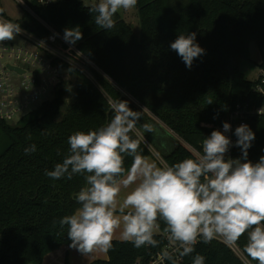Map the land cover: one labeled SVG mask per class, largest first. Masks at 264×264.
<instances>
[{
	"label": "trees",
	"instance_id": "1",
	"mask_svg": "<svg viewBox=\"0 0 264 264\" xmlns=\"http://www.w3.org/2000/svg\"><path fill=\"white\" fill-rule=\"evenodd\" d=\"M30 3L63 35L66 28H79L83 38L73 45L80 54L68 45L64 49L87 66L94 79L58 59L71 76L84 79L75 97L67 102L70 87L62 85L17 123L0 120L7 139L0 152V264H41L48 253L71 243L67 226L61 229L58 221L79 207L74 197L86 183L84 176L53 180L45 175L69 154V135L106 124L111 103L122 100L134 111L145 109L137 128L153 125L156 118L177 136L163 154L168 165L192 158V148H202L203 139L226 120L237 102L257 99L255 80L245 76L241 62L250 59L253 42L264 53V0H138L140 29L118 12L115 27L108 30L95 24L92 5L82 0H57L49 6ZM0 14L5 16L1 6ZM21 19L16 22L42 40L48 38L49 30L37 19L27 13ZM191 32L205 53L188 69L170 44ZM125 88L127 94L121 98ZM258 99L264 103V98ZM248 126L255 133L248 159L258 162L264 156V119H250ZM130 135L137 138L136 133ZM31 144L36 151L26 155L24 149ZM138 151L146 157L152 154L142 139ZM131 164L132 157L126 156L125 169ZM159 224L154 236L158 247L136 248L113 239L109 258L91 264H147L171 244L163 221ZM246 243L247 233L236 242L243 258L220 238L207 244L198 239L195 251L179 264H193L196 254L206 258L205 264H258L244 251Z\"/></svg>",
	"mask_w": 264,
	"mask_h": 264
},
{
	"label": "clouds",
	"instance_id": "2",
	"mask_svg": "<svg viewBox=\"0 0 264 264\" xmlns=\"http://www.w3.org/2000/svg\"><path fill=\"white\" fill-rule=\"evenodd\" d=\"M137 2L97 0L89 10L95 13V24L108 30L115 27L118 11L134 9ZM22 31L19 24L0 18V42L11 41ZM82 38L79 28L64 30L63 39L70 44ZM170 48L188 69L205 53L195 32L178 35ZM144 111H134L127 101L112 102L107 123L69 135V154L53 170H45L53 180H71L79 174L86 182L74 197L79 207L58 221L61 229L67 226L70 247L82 253L108 251L117 230L123 241L136 248L158 247L160 241L154 236L159 221H163L167 238L174 245L162 253L170 264H179L180 258L193 253L198 239L207 244L222 236L233 244L245 233L244 251L264 264V156L255 163L248 160L255 133L247 124L237 126L235 145L242 157L226 158L232 141L225 135L231 125L224 122L223 131L213 130L203 139L202 152L159 166L138 151L144 138L140 129L154 132L148 123L137 128ZM35 151V144L24 149L26 155ZM126 156L132 157L128 169L124 167ZM130 187L120 199L122 189ZM205 260L196 254L193 264H205Z\"/></svg>",
	"mask_w": 264,
	"mask_h": 264
},
{
	"label": "built area",
	"instance_id": "3",
	"mask_svg": "<svg viewBox=\"0 0 264 264\" xmlns=\"http://www.w3.org/2000/svg\"><path fill=\"white\" fill-rule=\"evenodd\" d=\"M18 1L24 9L23 14L27 13L37 19L49 30V35L46 40H42L20 26L23 31L15 39L0 42V120L5 121H19L26 113L49 99V94H54L59 87L65 84V67L57 62L58 59L65 60V55L69 57L64 45H68L78 52L73 44L63 39L64 35L58 29L36 13L30 3L31 0ZM36 1L43 6L53 5L57 2V0ZM0 18L18 24L16 20L5 18L1 14ZM78 54L80 53L78 52ZM9 64L19 67L23 71L11 69ZM259 68L260 74L255 79L253 87V93L257 96V99L250 98L237 102L235 108L229 112L224 121L231 125V130L226 132L225 135L232 141V147L226 154V158L237 159L242 157L241 149L235 145L237 139L234 134L236 127L241 124L249 125L250 119L258 117L264 119V103H258V98H264V53L261 55ZM70 79L72 80L71 75ZM223 123L216 130L223 131ZM192 150L195 154L202 152V148H192ZM250 161L257 162L254 159ZM164 234L167 237V233L164 232ZM223 240L227 242L224 238ZM233 244L237 245L236 243ZM233 244L229 245L235 250ZM173 247L174 245L171 243L165 250H171ZM162 253L153 256L147 264H168ZM179 260H182V258ZM137 264L142 263L138 261Z\"/></svg>",
	"mask_w": 264,
	"mask_h": 264
},
{
	"label": "crops",
	"instance_id": "4",
	"mask_svg": "<svg viewBox=\"0 0 264 264\" xmlns=\"http://www.w3.org/2000/svg\"><path fill=\"white\" fill-rule=\"evenodd\" d=\"M152 126L154 128L153 133H144L142 129H140L139 134L140 136L144 137L142 140L147 144L152 153L147 158H149L151 161H154L159 166H164L166 163H163L160 155L165 154L171 149L172 140L173 138H177V136L156 118H154V123ZM132 187H134V185ZM130 190L131 187L128 189H122L119 198L123 199V197ZM217 238L223 240L222 236H217ZM113 239L122 240L120 230L116 231ZM71 243L68 245H63L58 249L48 253L41 264H91L96 259L109 258L107 251L95 249L89 253H82L77 248L70 247Z\"/></svg>",
	"mask_w": 264,
	"mask_h": 264
},
{
	"label": "rangeland",
	"instance_id": "5",
	"mask_svg": "<svg viewBox=\"0 0 264 264\" xmlns=\"http://www.w3.org/2000/svg\"><path fill=\"white\" fill-rule=\"evenodd\" d=\"M86 5H93L94 3L97 2V0H82ZM0 6L3 8V10L5 11V18H10L13 20H22V14H23V7L22 5L19 3L18 0H0ZM121 16L129 21L130 23L133 24V26L136 29H140V20H139V16H138V12L135 9H129V10H120L118 11ZM20 26H23L21 23H18ZM250 59H244L241 62V68L243 70V72L245 73V76L249 79V80H255L257 79V77L260 74V68H259V62L261 60V53L259 52L256 44L253 42L251 43L250 46ZM64 56V54H63ZM65 60L68 61L69 63H71L74 67H77L82 73H84L86 76L94 79V75L91 72V70L85 66L84 64L77 62L75 60H73L70 56L66 57V55L64 56ZM64 73L66 75V82L64 85L67 86H71L72 85V80H70V70L68 67L64 68ZM49 98L53 97V93L48 95ZM41 105V104H39ZM38 105V106H39ZM37 106V107H38ZM36 107V108H37ZM34 108V109H36ZM32 109V110H34ZM11 123H17V120H12L10 121ZM7 145V139L6 136L0 131V152L6 147ZM161 160L163 161V163L167 162L164 159V156L161 154L160 155ZM233 247L235 248L236 252L243 257V254L241 253V251L239 250L237 245L233 244ZM244 258V257H243ZM249 263V262H248ZM250 264V263H249Z\"/></svg>",
	"mask_w": 264,
	"mask_h": 264
},
{
	"label": "water",
	"instance_id": "6",
	"mask_svg": "<svg viewBox=\"0 0 264 264\" xmlns=\"http://www.w3.org/2000/svg\"><path fill=\"white\" fill-rule=\"evenodd\" d=\"M137 7L138 6L136 5V7L134 9L137 10ZM9 66H10L11 69H14V70H17V71H20V72L23 71V69H20L19 67H16V66H13V65H10V64H9ZM72 80H73V83L70 86V88L68 90V93L66 95L67 102H70L75 97V95L77 94V92H78L80 86L82 85L84 79H83V77H81L78 74H73L72 75ZM126 94H127V89L125 88L124 91L122 92L121 98L124 97ZM108 115H109V112H108Z\"/></svg>",
	"mask_w": 264,
	"mask_h": 264
}]
</instances>
